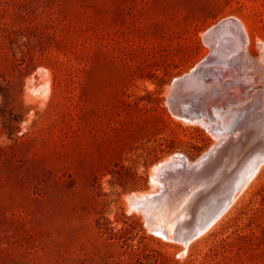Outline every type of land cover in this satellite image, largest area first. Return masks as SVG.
I'll return each instance as SVG.
<instances>
[{
    "label": "rangeland",
    "instance_id": "1",
    "mask_svg": "<svg viewBox=\"0 0 264 264\" xmlns=\"http://www.w3.org/2000/svg\"><path fill=\"white\" fill-rule=\"evenodd\" d=\"M232 17L252 42L211 91L223 107L196 96L191 122L176 119L167 86ZM255 38L264 0H0V264H264V169L185 254L128 200L165 190L152 175L166 159L162 179L192 171L233 112L263 101Z\"/></svg>",
    "mask_w": 264,
    "mask_h": 264
},
{
    "label": "bare ground",
    "instance_id": "2",
    "mask_svg": "<svg viewBox=\"0 0 264 264\" xmlns=\"http://www.w3.org/2000/svg\"><path fill=\"white\" fill-rule=\"evenodd\" d=\"M238 20L225 22L208 32L205 40L210 47L209 56L167 86L168 106L176 119L190 121L182 103L196 96L202 98L201 108L211 116L213 110L223 107L224 95L210 97L211 91L223 88L226 79L235 77L230 57L248 49L252 42L248 27ZM254 43L264 62V42L255 38ZM231 90L237 95L240 88ZM215 138L211 149L194 163L192 171L162 179L157 171L168 159L154 167L152 178L166 181L167 187L162 192L128 195L129 205L147 215L155 235L182 244V254L247 194L252 183L259 181L264 169V99L247 111L233 112L220 125Z\"/></svg>",
    "mask_w": 264,
    "mask_h": 264
},
{
    "label": "water",
    "instance_id": "3",
    "mask_svg": "<svg viewBox=\"0 0 264 264\" xmlns=\"http://www.w3.org/2000/svg\"><path fill=\"white\" fill-rule=\"evenodd\" d=\"M225 22H239V20L234 18V17L225 19V20L221 21L219 24H217L216 26H214L210 31H213L215 27H220V26L224 25Z\"/></svg>",
    "mask_w": 264,
    "mask_h": 264
}]
</instances>
